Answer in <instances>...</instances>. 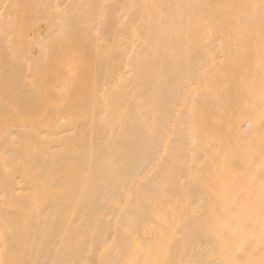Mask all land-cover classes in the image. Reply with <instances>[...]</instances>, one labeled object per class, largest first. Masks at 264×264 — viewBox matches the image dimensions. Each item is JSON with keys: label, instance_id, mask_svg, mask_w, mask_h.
Masks as SVG:
<instances>
[{"label": "bare ground", "instance_id": "1", "mask_svg": "<svg viewBox=\"0 0 264 264\" xmlns=\"http://www.w3.org/2000/svg\"><path fill=\"white\" fill-rule=\"evenodd\" d=\"M0 264H264V0H0Z\"/></svg>", "mask_w": 264, "mask_h": 264}]
</instances>
